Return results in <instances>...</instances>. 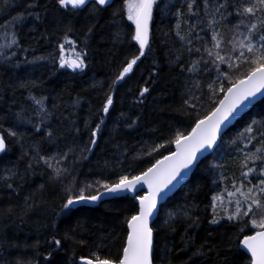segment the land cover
<instances>
[{
	"label": "snow or ice",
	"instance_id": "6c2138e0",
	"mask_svg": "<svg viewBox=\"0 0 264 264\" xmlns=\"http://www.w3.org/2000/svg\"><path fill=\"white\" fill-rule=\"evenodd\" d=\"M12 3L13 0H3L5 8L11 7ZM159 3L160 0H122L119 8H115L113 0H54L56 12L52 14V20L58 25L63 23L60 16L66 12L74 15L80 12L88 14L83 37L79 38V43L83 46L76 50L78 40L69 38L68 33L73 29L65 24L61 29L64 32L62 42L56 43L55 53H49L47 57H33L30 61L26 58L25 62L32 64L48 60L56 72L71 69L73 72L84 73L89 68L90 41L99 23L98 17L100 13L113 9V24L127 20L134 25L131 39L136 42L138 48L121 66L109 86L101 108L103 115L107 116L114 105L115 86L133 72L134 66L141 58H146L152 53L151 26L154 10L159 7ZM52 6L41 4L40 0H32L27 4L26 14L19 13L0 25L6 30H12L11 41L0 46V64L19 66L18 52L27 53L30 49L25 48L21 42L17 27L28 17L42 21ZM173 7L177 29H180L181 24L185 27L174 34L164 33V43L167 45L169 39L177 41L175 45L168 46L167 54L169 64L173 65L182 77L181 103L177 111L189 123L186 128H171L170 134L163 136L160 142L146 146L144 153L152 159L139 171H116L113 168L110 174L101 175V178L91 181L79 180L78 169L97 147L104 119L101 118L94 126H91L89 121H84L85 128H90V131L87 142H81V128L75 122L65 120L64 123L70 124V127H64L63 130L58 127L63 117L62 106L56 102L61 99L59 94L51 100V107H48L45 103L49 101L48 96L37 97L31 92V89L41 87L43 81H22L18 85L21 89L29 90V98L36 106L31 109V114L39 117L38 123L33 125L36 131L43 129L46 138L57 145L68 136H71V139L65 143L63 149L58 147L54 154H42L36 145L32 146L34 153L24 151L21 159L27 157L28 161L23 173L17 166H13L0 174V179L8 189L15 191L14 184L19 188L20 182L26 178L28 172L34 170V166L42 164L51 170L49 181L59 184L62 188L64 201L60 206V213L72 214L77 205L99 202L105 195L116 197L126 193L135 194L133 210L124 220L125 236L115 254L107 247L110 239L117 236L113 232L109 234V238L95 244L87 256L78 257L80 264H155L157 260L160 264H172L169 253L175 255L174 249L167 245L158 249L154 236L156 229L153 221L159 217L160 201L176 183L199 166L201 157L206 152L225 143L223 130L232 120L244 111L255 97L264 96V0H178ZM39 8H42L43 12L36 11ZM163 8L169 9V5L165 4ZM120 38L121 33L118 31L115 40L119 41ZM66 45L72 48L73 59L64 55ZM157 76L158 71L149 77V82H154ZM150 92V87H142L136 103L143 104ZM79 103L80 98L77 97L73 106ZM16 115L21 121L32 122L31 115L24 108ZM120 117L129 128L135 126L140 119L139 116L135 119L126 117L123 112ZM54 120L56 124L52 123ZM7 136L15 138L17 142L23 140V135L17 131L8 130ZM239 137L246 141L244 146L239 148L243 157L240 175L237 177L233 174L228 177L222 171L224 166L221 163H213L210 166V170L216 172L213 183L230 182L233 190L228 192L227 204L221 194L212 196L209 206L212 218L209 224L217 225L221 221L235 224L238 241L236 247L250 253L248 264H264V119H252ZM229 143L235 146L237 139H230ZM23 147L21 144L22 149ZM7 149L5 133L0 132V153H5ZM43 188L44 185H40V189ZM40 206L34 194L25 197L19 207L18 218L23 222L26 216ZM195 207L193 204L192 208ZM12 213V208L5 211V215ZM166 215L164 224L173 232L174 218L178 217L186 223L187 227L181 238L184 247L180 249L185 251L194 243L188 229L199 226L200 216L194 211L190 214L187 205L179 212H169ZM51 228L55 232V220ZM211 235L210 232L209 236ZM79 237L81 233L78 229L65 232L61 238L53 234L51 246L53 249L62 248L63 240L73 247H87L88 241ZM205 247L206 245L201 243L196 247L193 256H204L208 252L219 255L210 245L205 252ZM52 255L53 253H48L45 259H50ZM191 259L190 256L189 261Z\"/></svg>",
	"mask_w": 264,
	"mask_h": 264
},
{
	"label": "trees",
	"instance_id": "16d2710c",
	"mask_svg": "<svg viewBox=\"0 0 264 264\" xmlns=\"http://www.w3.org/2000/svg\"><path fill=\"white\" fill-rule=\"evenodd\" d=\"M30 2L32 0H13L11 7L5 8L3 0H0V25L19 13L26 14V7ZM121 2L122 0H113L114 7L119 8ZM176 2L178 0H160L159 7L154 10L151 26L152 53L146 58H141L134 66L133 72L115 86L114 105L107 116H104L101 108L109 86L121 66L138 48L136 42L131 39L134 25L127 20L113 24L111 15L113 9L100 13L99 23L90 41L89 68L84 73L73 72L71 69L56 72L48 60L30 64L26 63L25 59L30 61L33 57H47L49 53H55L56 43L62 42L64 32L61 29L65 24L73 29L68 35L69 38L78 40L76 50H79L83 46L79 43V38L83 37L88 14L80 12L74 15L66 12L60 16L63 23L58 25L52 20V14L56 12L54 0H40L41 4L53 5L48 9L47 17L42 21L28 17L16 29L24 47L30 49L29 52H18L19 66L0 64V132L5 133L8 144L7 151L0 153V174L13 166H17L23 173L28 158L21 159V156L24 151L34 153L33 145L38 146L42 154L48 155L54 154L58 147L63 149L65 143L71 139V136H68L57 145L46 138L43 129L36 131L33 125L38 123L39 117L31 114V109L36 106L29 98V90L18 87L22 81H43L41 87L31 89V92L37 97L48 96L49 101L45 102L48 107H51V100L60 95L61 99L56 102L62 106L63 117L58 127L61 130L70 127V124L64 123L65 120L75 122L81 128V142H87L90 131V128H85L84 121L87 120L94 126L101 118L104 119L97 147L78 169L79 180L82 181L101 178V175L106 176L113 168L116 171H139L152 159L144 153L146 146L160 142L163 136L170 134L173 127L186 128L189 121L177 111L181 103L182 77L177 69L169 64L167 54L168 46L175 45L177 41L169 39L167 45L164 43L166 39L164 33L174 34L185 27L181 24L180 29H177L176 17L173 15L175 12L173 4ZM165 4L169 5V9L163 8ZM36 11L43 12V9L39 8ZM118 31L121 38L116 41L115 34ZM42 36L47 38L41 39ZM11 39L12 30L0 26V46L8 44ZM64 55L66 58L74 57L72 48L66 45ZM157 71L158 76L154 82H149V77ZM144 86L150 87L151 92L143 104H137L139 90ZM77 97L80 98V103L73 106ZM22 108L28 110L32 118L31 123L17 118L16 114ZM121 112L125 113L126 117L135 119L139 116L140 119L135 126L129 128L121 119ZM252 119H264V98L236 120L223 135L225 143L203 158L189 180L160 206L159 217L153 224L156 229L154 231L156 246L163 249L167 245L174 249L175 255L169 253L172 264H248V255L236 247L238 243L236 225L226 221H221L217 225L209 224L212 218L209 207L212 196L221 194L224 203L227 204L228 192L233 190L230 182L213 183L216 172L210 170V166L213 163H221L224 166L222 171L228 177H232L233 174L237 177L240 175L243 157L239 148L243 147L246 141L239 137V134ZM52 123L57 122L54 120ZM8 130L22 134L23 140L17 142L15 138L8 137ZM230 139H237V145H231ZM21 144L24 146L23 149ZM161 151L164 152L163 149ZM50 171L42 164L34 166V170L29 171L26 178L20 182L19 188L14 184L15 191L8 189L0 179V264H78V257L87 256L95 244L109 238V234L113 232L117 236L110 239L107 247L113 254L120 247L125 236L124 220L134 207L133 198L117 197L105 200L94 207H77L72 214L60 213V206L64 201L63 191L59 184L49 181ZM40 185H44V188L40 189ZM33 194L41 206L26 216L22 222L18 218L19 207L25 197ZM193 204L196 206L195 209L192 208ZM186 205L190 209V214L194 211L200 216V222L198 227L188 229L194 243L185 251H180L184 247L181 238L184 236L186 223L178 217L174 218L173 232L164 224V220L167 219V213L179 212ZM8 208L13 209L11 215H5ZM53 220L56 221L55 232L51 228ZM72 229H78L81 233L79 238L86 239L88 246L73 247L62 240L63 247L53 249L52 235L61 238L65 232ZM201 243L206 245L205 252L210 245L219 252V255L208 252L204 256H193L196 247ZM50 252L53 253L51 258L45 259ZM155 264H160V261L157 260Z\"/></svg>",
	"mask_w": 264,
	"mask_h": 264
},
{
	"label": "water",
	"instance_id": "95a60500",
	"mask_svg": "<svg viewBox=\"0 0 264 264\" xmlns=\"http://www.w3.org/2000/svg\"><path fill=\"white\" fill-rule=\"evenodd\" d=\"M264 98V96H262V95H258L257 97H255L252 101H251V103L250 104H248V106H247V108H245L244 109V111H242L234 120H232V122H231V124H229L224 130H223V135L235 124V122H236V120L238 119V118H240L242 115H244L246 112H248L256 103H258L260 100H262ZM215 149H213V150H209L208 152H206L205 154H204V156L203 157H201V160L203 159V158H205V157H207L208 155H210L213 151H214ZM195 170V168L191 171V172H189L187 175H185L184 176V178L183 179H181L180 181H179V183H176L175 184V187H172L171 188V190L170 191H168L167 192V195H165V196H163V198H162V200L160 201V205H158V207H160L162 204H164L173 194H175L176 192H177V190L184 184V183H186L188 180H189V178L191 177V175H192V173H193V171ZM135 194H133V193H126V194H122V195H120V196H116V197H113V196H109V195H105L103 198H102V200L101 201H99V202H96V203H93V204H90V205H77L76 206V208L77 207H81V206H86V207H94V206H96V205H98V204H100L101 202H103V201H105V200H109V199H113V198H117V197H124V196H130V197H132L133 198V196H134ZM75 208V209H76ZM155 220H156V218H154V221H153V224H154V222H155ZM154 236H155V233H154ZM241 250H243L242 248H241ZM244 252H245V254L246 255H248V257H250V253H247V251L246 250H243ZM78 264H80V262L78 261Z\"/></svg>",
	"mask_w": 264,
	"mask_h": 264
}]
</instances>
